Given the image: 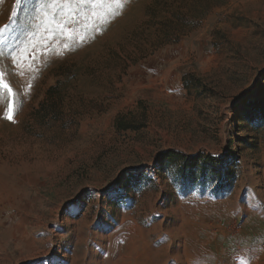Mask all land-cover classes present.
Returning <instances> with one entry per match:
<instances>
[{
    "label": "rangeland",
    "instance_id": "1",
    "mask_svg": "<svg viewBox=\"0 0 264 264\" xmlns=\"http://www.w3.org/2000/svg\"><path fill=\"white\" fill-rule=\"evenodd\" d=\"M141 258L264 264V0H0V264Z\"/></svg>",
    "mask_w": 264,
    "mask_h": 264
},
{
    "label": "trees",
    "instance_id": "2",
    "mask_svg": "<svg viewBox=\"0 0 264 264\" xmlns=\"http://www.w3.org/2000/svg\"><path fill=\"white\" fill-rule=\"evenodd\" d=\"M164 157L165 158H169V157H171V156H176V155H180L181 153L180 152H178V151H176V150H168V151H165L164 153ZM208 159H210L209 161H207L206 159H204L203 160V164H202V167H201V172H204L205 170H206V167H208V165L209 166H212L213 165V160H215L214 158H208ZM211 173H213L212 174V178L214 179V178H216L217 177V175H216V173H215V171L213 170ZM215 173V174H214ZM227 185H228V187H230L231 186V184H232V181H233V179H234V174H233V172L232 171H228V174H227Z\"/></svg>",
    "mask_w": 264,
    "mask_h": 264
},
{
    "label": "bare ground",
    "instance_id": "3",
    "mask_svg": "<svg viewBox=\"0 0 264 264\" xmlns=\"http://www.w3.org/2000/svg\"><path fill=\"white\" fill-rule=\"evenodd\" d=\"M142 235H144V232H142ZM145 247V246H144ZM143 248V247H142ZM148 248V247H147ZM146 248V249H147ZM137 250V249H136ZM143 250V249H142ZM148 251V250H147ZM148 253V252H147ZM145 257L147 256V254L146 255H144ZM143 260H144V258H141L140 259V261H139V264H145L144 262H143ZM142 262V263H141Z\"/></svg>",
    "mask_w": 264,
    "mask_h": 264
}]
</instances>
